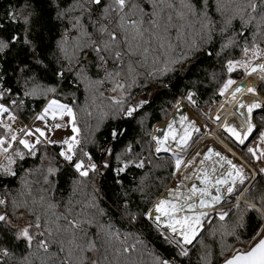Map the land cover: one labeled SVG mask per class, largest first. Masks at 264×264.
Masks as SVG:
<instances>
[{"label":"snow or ice","instance_id":"obj_1","mask_svg":"<svg viewBox=\"0 0 264 264\" xmlns=\"http://www.w3.org/2000/svg\"><path fill=\"white\" fill-rule=\"evenodd\" d=\"M262 44L264 0H48L47 9L35 0L9 5L0 16V155L6 161L0 163V264H35L28 255L33 246L42 253L39 264H110L107 251L113 241L121 245L115 249L117 256L128 254L136 250L126 245L129 236L144 244V233L150 236L153 231L175 252L170 258L155 256V264H180L177 258H188L190 246L203 235L204 220L213 218L221 239L231 237L240 245L222 248L223 264H264V188L256 187L246 165L208 146L200 167L179 175L201 156L197 152L188 159L196 135L206 126L198 127L187 110L203 114L198 94L204 80L216 84L213 97H229L209 107L207 119L246 148L249 162L264 163ZM236 50L240 58L234 57ZM197 53L214 56L227 78L220 83L217 72L198 69ZM10 54L15 60L11 72L4 66ZM239 69L251 82L237 83L232 74ZM185 77L195 79L184 85L178 98L173 96L170 106L175 112L164 122L162 135L143 131L129 137V129L121 125L136 121L143 130L140 114L151 104L147 91L139 99H133L132 92L151 87L159 94ZM81 88L85 102L77 107ZM30 102L41 105L39 112L28 108ZM209 102L215 104L212 97L205 105ZM26 111L42 126L25 125L18 133L12 124ZM161 111L167 115L166 109ZM80 112L95 120L94 127L88 125L87 145L80 135ZM69 128L71 135L62 139L49 135ZM102 128L105 139L97 145L95 136ZM256 133L260 143L249 146L246 142ZM50 145H58V152L49 153ZM88 145L99 148L98 160ZM162 151L171 156L168 175L158 178V187L169 179L176 187L152 199L145 179L160 167L154 161ZM213 156L214 166L205 167ZM146 168L139 182L133 179L125 187L130 170ZM109 172L122 189L115 214L129 230L123 234L112 220L101 222L109 213L99 208L95 196L76 204L71 195L64 200L61 193L57 199L66 175L72 177L74 193L85 180ZM257 172L264 175V167ZM193 178L200 186L186 187L184 182ZM249 233L250 239H241ZM20 243L26 254L17 257L9 245L18 248ZM208 256L204 253L200 261L210 264Z\"/></svg>","mask_w":264,"mask_h":264},{"label":"trees","instance_id":"obj_2","mask_svg":"<svg viewBox=\"0 0 264 264\" xmlns=\"http://www.w3.org/2000/svg\"><path fill=\"white\" fill-rule=\"evenodd\" d=\"M22 0H0V16H2L5 11L7 10L9 5H19ZM38 7L41 9L48 8V0H35ZM241 3H244L245 0H240ZM239 27V24L236 25ZM251 31H255L254 28ZM54 38V33H53ZM264 47V44L261 45ZM218 47V45H217ZM235 58H240L239 50H236L233 53ZM200 60V63L197 65L198 69H206L209 73L215 71L218 73V81L220 83L223 82L224 79L227 77L221 73L219 63L216 61L215 57L213 56L209 59L207 56L202 55L201 53H197L196 57ZM8 60L10 63L4 65L9 72H11L12 66L15 64V60L12 58V54L9 55ZM2 63V61H0ZM233 78L239 79L242 78L243 73L241 70L237 71L236 73L232 74ZM201 79H203V73H201ZM175 79V78H173ZM191 79H195V77H185L184 79H175V85L169 89H159V94H156L153 88L149 87L147 89L139 88L132 92L133 99H139L145 91L149 93L148 99L151 101L149 107L144 109V113H141V116H144V129L142 130L137 126L136 121H131L130 123H123L121 125L122 128L129 129V137L133 135H142L143 131H149L153 133V126L156 123L166 120L168 116L174 111V109L170 106L171 103H174L173 96L179 97L180 91L184 89V85L188 84ZM168 81L165 80L164 83ZM12 86H14V78L10 81ZM110 87V85H109ZM216 88L215 83H211L208 80H204V87L201 88L200 92L202 95H199V105L200 110H207L212 104L209 102V105L206 106L205 102L209 101V98L212 97L215 101H220L222 97L216 95L213 97V90ZM79 97V104H84L85 102V94L83 88L77 93ZM62 102L70 103V100L61 97ZM5 103H7L5 101ZM31 102L28 105L29 109H32ZM41 105L36 104V109H40ZM167 110V115H165L161 109ZM35 109V111H36ZM197 110V109H196ZM145 113L147 115L145 116ZM34 115L31 111H26L23 116L26 120L31 119ZM80 120H79V127L81 128V138L84 140V143L87 145L88 140L91 138V130L89 129L88 125L92 124L93 127L95 126V120H89L88 117L83 113L80 112ZM140 117H137L139 119ZM104 129L102 128L100 132L96 133L95 139L97 141V145L101 144L105 139ZM232 145V143H230ZM90 150L94 151V154L99 159L100 152L99 148H93L92 145H88ZM59 146H49L47 151L49 153L58 152ZM246 158H247V153ZM168 155H164L159 157V161H154V163H159L160 167L151 169V175H149L145 179V183L150 186V190L153 193L152 199H157L161 196V194L165 191V188L168 186L169 183L172 182L171 179L166 180L163 187H158L160 181L158 178L166 177L169 172L168 168ZM248 160V158H247ZM31 162V161H29ZM254 162V161H253ZM252 163V162H251ZM253 165V164H252ZM254 166V165H253ZM27 167V165H25ZM149 171V169L144 170H130L124 178V185L125 187H130L131 182L135 179L139 182L141 177H144L145 172ZM258 173V172H257ZM72 177L70 175H66L64 177V182L61 183L60 191L57 193V199L61 198V193L63 194V199L67 200L69 195L72 197L73 204H76L77 201H84L88 199L90 196H95L97 200V204L99 208L105 209L108 211V215L100 217L102 223H106L108 220H112L113 224L116 228L120 229L121 233L123 234L125 231H129L122 227L121 223L118 221L120 217L116 212V200L118 195L122 192L120 185L116 184L114 181V175L112 173H107L104 176H96L94 180H85L84 185L80 186L76 189L73 193L70 187V181ZM255 184L257 188H264V175L257 174L255 179ZM12 187H18L16 182H12ZM138 199V197H137ZM149 206H151L149 204ZM59 210H63L62 206ZM78 210V209H77ZM135 232V230H131ZM203 235L199 236V238L195 241V243L190 247V256L188 258H177L180 261V264H204V262L200 261V256L204 253H209L208 260L210 264H220L223 261V256L220 255L222 248L225 245H233L234 247L240 246L233 238L227 237L225 239H221V234L219 231V223L214 222V218L211 219L205 230L202 232ZM147 237L145 239L144 244L139 243L135 236H129L126 245L130 247L135 245L136 250L131 251L128 254H124L121 252L120 255H116L115 249L120 248L121 245L118 241L112 242V247H110L107 251V256L110 264H155V256H160L161 258H170L171 256L175 255L174 250L166 244L163 239L157 238V234L153 231L150 236H148L147 232L144 233ZM251 233L247 236H242L241 239L248 240L250 239ZM123 238V237H122ZM145 244L147 247H145ZM10 249L16 253L17 257H20L26 254V248L23 243H20L19 247H12L9 245ZM228 251L225 250L224 255H228ZM29 255V259L35 261V264H39V259L42 256L41 251H38L35 246H33V250Z\"/></svg>","mask_w":264,"mask_h":264},{"label":"rangeland","instance_id":"obj_3","mask_svg":"<svg viewBox=\"0 0 264 264\" xmlns=\"http://www.w3.org/2000/svg\"><path fill=\"white\" fill-rule=\"evenodd\" d=\"M245 59H246V57H245ZM239 70H241V72L243 73V70L242 69H239ZM238 70V71H239ZM251 79H252V77L251 76H242V78H239V79H236L237 80V83H240L241 82V80H247L248 82H251ZM223 98H229V97H222L221 98V100L223 99ZM220 100V101H221ZM220 101H215V104H212L210 107H212V108H215V106H216V104L217 103H219ZM191 111H193L196 115H197V110L195 109V108H192V107H188ZM203 114H201V115H199V117L202 119V121H204L203 123H204V126H206L207 128H213L214 126H215V123H213L212 121H210V120H208L207 119V116H206V114L208 113V109L207 110H202L201 111ZM214 112V111H213ZM212 112V113H213ZM169 117V116H168ZM167 117V118H168ZM166 118V119H167ZM206 122V123H205ZM19 128V129H18ZM17 129H16V131L19 133V131H20V127H18ZM154 129V128H153ZM218 133L230 144V143H232V146L239 152V154L242 156V157H244L246 160H247V158H246V148H244V149H242V148H240V147H238L236 144H234L224 133H223V131H221L220 129L218 130ZM195 139H196V137H195ZM260 142H259V140H258V133H256V135L253 137V139L250 141V143H249V146H252V147H256L257 146V144H259ZM209 145H214L215 146V148H218V149H220L221 151H224L228 156H230V157H232L233 158V156H231V154L229 153L228 154V152L227 151H225V149L219 144V143H217L216 141H214L213 139H207L206 141H204V142H202V143H200V144H198L197 146H194V143L192 144V150H191V156H189L188 157V159H191L192 158V156H195L196 155V153L197 152H200L201 153V155L203 154V152L207 149V147L209 146ZM231 145V144H230ZM168 156H171V154L170 155H168ZM201 158H202V156H200V157H198L195 161H194V163L192 164V165H189V167L188 168H181L180 170H179V175H186V174H191V171L193 170V169H195L196 168V165L198 164V162L201 160ZM248 161V160H247ZM233 162L234 163H237V164H241V162H240V160L238 159V158H233ZM249 162V161H248ZM255 169H256V171H257V169L259 168V167H264V163H261V164H257L256 162H249ZM195 167V168H194ZM245 171H246V173H248V174H250V175H252V171L248 168H245ZM258 174V173H257ZM257 177V176H256ZM256 179V178H255ZM187 181V180H186ZM176 187V185H175V183L173 182V180H172V182L171 183H169L168 184V186L165 188V190H167V189H170V188H175ZM211 221V219H205V228L207 227V225L209 224V222ZM205 228L203 229V231L205 230ZM202 231V232H203ZM200 236V235H199ZM199 238V237H198ZM197 238V239H198ZM195 243V242H194ZM193 243V244H194ZM192 244V245H193ZM191 245V246H192ZM237 247H240V246H237Z\"/></svg>","mask_w":264,"mask_h":264},{"label":"bare ground","instance_id":"obj_4","mask_svg":"<svg viewBox=\"0 0 264 264\" xmlns=\"http://www.w3.org/2000/svg\"><path fill=\"white\" fill-rule=\"evenodd\" d=\"M247 98V96L245 95V96H240V97H238V99H246ZM226 99H228V98H223L219 103H217L216 104V106L215 107H218L219 106V104L220 103H222V102H225V100ZM226 107H227V105H226ZM229 110H232L230 107H229ZM174 112H175V110H174ZM187 114H188V116L190 117V118H193V119H196L197 120V126L198 127H201V126H204V121H202V119L199 117V116H197L193 111H191L189 108H188V110H187ZM216 113L215 112H213L212 113V115L214 116ZM173 117H168L166 120H170V119H172ZM176 118H177V120L179 119V113H176ZM51 120V119H50ZM166 120H164V121H161V122H158V123H156L155 124V126L157 127V128H159L160 129V131H159V133H157L156 131H155V129H153V135H162V132H163V129H164V127H166V124L164 123ZM206 123V122H205ZM237 123H240V121H237ZM215 127H217V128H215ZM221 130V131H223L218 125H216L215 124V126L213 127V128H207V127H201V131L196 135V139H195V141H194V146H197L198 144H200V143H202V142H204V141H206L207 139H213L214 141H216L217 143H219L224 149H225V151H227L228 152V154L230 153L231 154V156H233V158L235 157V158H238L239 160H240V162L241 163H243V164H245L246 165V168L248 169H250L251 171H252V175L254 176V180H255V178H256V176H257V171H256V169L244 158V157H242L240 154H239V152L232 146V145H230L219 133H218V130ZM226 134V133H225ZM228 137V136H227ZM252 137V136H251ZM250 137V138H251ZM250 138H249V140H250ZM231 140V139H230ZM248 142V141H247ZM215 150L216 151H219V152H221L223 155H225V156H227L229 159H232L233 160V158L232 157H230V156H228L224 151H221L220 149H218V148H215ZM171 154V153H170ZM215 157L213 156V159L211 160V161H205V167H209V168H211L212 166H214V161H215ZM201 160H202V158H201ZM200 167V161L198 162V164L196 165V168L195 169H197V168H199ZM194 179V178H193ZM188 181V180H187ZM187 181H185L184 183H185V186L186 187H188V188H190L191 186H190V184H191V182L193 181V180H190V182H187ZM170 189H173V188H170ZM183 190V189H182ZM195 242V241H194ZM191 247V246H190Z\"/></svg>","mask_w":264,"mask_h":264},{"label":"crops","instance_id":"obj_5","mask_svg":"<svg viewBox=\"0 0 264 264\" xmlns=\"http://www.w3.org/2000/svg\"><path fill=\"white\" fill-rule=\"evenodd\" d=\"M41 126H42L41 122H39V121H35L34 122L33 121V126L32 127H41ZM12 127H13L14 130H16L18 127H20V129L23 128L22 126H19L15 122L12 124ZM0 134H2V130H0ZM49 135L52 138H54V139H62V138H64L67 135H71V131H70V128H69V129H65V130H62V131H57L55 133H49ZM4 162H6L4 160V157L2 155H0V163H4Z\"/></svg>","mask_w":264,"mask_h":264},{"label":"water","instance_id":"obj_6","mask_svg":"<svg viewBox=\"0 0 264 264\" xmlns=\"http://www.w3.org/2000/svg\"><path fill=\"white\" fill-rule=\"evenodd\" d=\"M173 114H174V111L171 113L170 117H173ZM215 128H217V127H215ZM223 133H224V132H223ZM224 134H225V133H224ZM225 135L227 136V134H225ZM255 135H256V134H255ZM255 135H253V136L250 138V140H249L248 142H246V143L249 144L250 141L253 139V137H254ZM231 141H232V140H231ZM232 142H233V141H232ZM209 146H211V147H213V148L215 149V146H214V145H209ZM238 147L244 149L243 146H238ZM206 150H207V149H206ZM206 150H205V151H206ZM205 151H204V152H205ZM204 152H203V153H204ZM164 155H170V153H169V152H163V151H162L161 153H158V154H157L158 157H161V156H164ZM201 156H202V159H204L203 154H202ZM212 159H213V157H212L211 159H209L208 161H211ZM187 182H190V180H188ZM192 183H196L198 187L200 186L198 180L193 179V181L191 182V184H192ZM191 184H190V186H191ZM165 193H166V190L161 194L160 197H162ZM204 223H205V220H204ZM204 225H205V224H204ZM203 229H204V228L201 229V232L203 231ZM198 237H199V234H198ZM220 264H223V261H222Z\"/></svg>","mask_w":264,"mask_h":264},{"label":"built area","instance_id":"obj_7","mask_svg":"<svg viewBox=\"0 0 264 264\" xmlns=\"http://www.w3.org/2000/svg\"><path fill=\"white\" fill-rule=\"evenodd\" d=\"M32 109H36V104H31ZM40 109H36V112H39ZM33 117V116H32ZM29 119L26 120V118L23 115L18 116V120L15 122L16 124H18L19 126L24 127L25 125H27L28 127H32L33 126V119ZM4 119H6V117H3ZM57 122L59 118H56Z\"/></svg>","mask_w":264,"mask_h":264}]
</instances>
